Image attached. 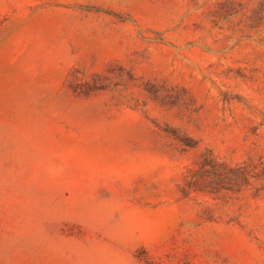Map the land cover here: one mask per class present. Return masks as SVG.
I'll use <instances>...</instances> for the list:
<instances>
[{
  "label": "rangeland",
  "instance_id": "1",
  "mask_svg": "<svg viewBox=\"0 0 264 264\" xmlns=\"http://www.w3.org/2000/svg\"><path fill=\"white\" fill-rule=\"evenodd\" d=\"M0 264H264V0H0Z\"/></svg>",
  "mask_w": 264,
  "mask_h": 264
}]
</instances>
